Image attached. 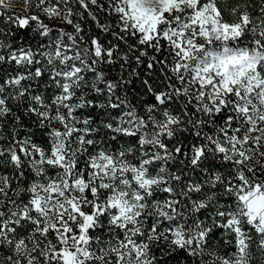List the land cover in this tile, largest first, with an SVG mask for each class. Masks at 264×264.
Instances as JSON below:
<instances>
[{"label": "snow or ice", "instance_id": "obj_1", "mask_svg": "<svg viewBox=\"0 0 264 264\" xmlns=\"http://www.w3.org/2000/svg\"><path fill=\"white\" fill-rule=\"evenodd\" d=\"M21 3L0 11V264H264V0Z\"/></svg>", "mask_w": 264, "mask_h": 264}, {"label": "trees", "instance_id": "obj_2", "mask_svg": "<svg viewBox=\"0 0 264 264\" xmlns=\"http://www.w3.org/2000/svg\"><path fill=\"white\" fill-rule=\"evenodd\" d=\"M14 1H16L19 4L22 5L21 0H14ZM257 2H259V0H257ZM20 9L21 8H16V7H13L12 6V7L6 8V9H2L1 11L4 12L5 15H7V14H9L12 11H15V12L19 13ZM98 18L100 19V21L102 23L103 22H107V20H108V18L102 12L101 13H98ZM77 21L82 23V27H84L85 28V31L88 32L89 34H92V33L99 34V29H97L95 27V23L91 20L90 17H88L87 13H84V19L82 21L79 18H77ZM4 26H6V25L3 23V17H0V27H4ZM11 30L12 31H16L17 34L21 36V38L24 37V31L25 30H19V29H16L15 27H13ZM69 30H71V29H69ZM28 35L29 36L31 35V30H28ZM100 38H101V40L108 39L107 36H101ZM113 75H115V70H113ZM131 87L136 89V92H131L130 93V95L132 97H136L138 93L144 91L142 89V86H141L139 80H136L135 83H134V85H132ZM146 99H151V97H146ZM134 102H135V100H134ZM25 123H28V121L25 120ZM33 127H35V126L33 125ZM219 244H220V247H221L222 250H224V249H226L228 251H232L233 250L231 248V246H228V245H225L224 244L223 239H220L219 240ZM174 264H175V262H174ZM256 264H262L261 259L258 258L257 261H256Z\"/></svg>", "mask_w": 264, "mask_h": 264}, {"label": "rangeland", "instance_id": "obj_3", "mask_svg": "<svg viewBox=\"0 0 264 264\" xmlns=\"http://www.w3.org/2000/svg\"><path fill=\"white\" fill-rule=\"evenodd\" d=\"M16 7V8H22L23 5L19 4L18 2L14 1V0H11L10 4L8 7ZM2 9H0L1 11Z\"/></svg>", "mask_w": 264, "mask_h": 264}]
</instances>
